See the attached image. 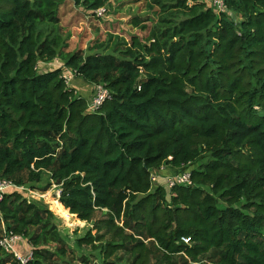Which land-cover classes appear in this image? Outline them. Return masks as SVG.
<instances>
[{"label": "trees", "instance_id": "obj_1", "mask_svg": "<svg viewBox=\"0 0 264 264\" xmlns=\"http://www.w3.org/2000/svg\"><path fill=\"white\" fill-rule=\"evenodd\" d=\"M112 1L0 0V180L48 178L93 226L72 239L14 189L0 239L27 240L28 264H264V0H139L157 17L145 36L66 52L60 8ZM56 59L111 100L91 113L63 70H40ZM165 168L192 185L153 184ZM0 264L21 263L0 247Z\"/></svg>", "mask_w": 264, "mask_h": 264}, {"label": "rangeland", "instance_id": "obj_2", "mask_svg": "<svg viewBox=\"0 0 264 264\" xmlns=\"http://www.w3.org/2000/svg\"><path fill=\"white\" fill-rule=\"evenodd\" d=\"M111 6L101 19L90 16L82 8L70 3L60 8L59 18L61 28L68 46L66 52L74 53L80 50L87 52L93 46H104L105 50L112 52L115 46L130 43L132 36H145L146 33L141 30V27L144 25L149 28L157 20L155 13L150 12L146 8L145 3L139 0H113ZM135 18H140L145 21L148 20V22L142 23L137 28L133 24ZM61 64L64 65L62 61L59 65ZM53 68L54 66L51 67V69ZM40 70L47 71L49 69L41 65ZM78 80L81 81L82 79ZM84 84V86H77L78 92L80 93L78 95L91 99L92 96L89 94L90 87L85 82ZM206 161L208 159H203L201 162ZM173 173L174 170L169 174L166 172L165 174L158 173L160 175V181L158 183H166V178ZM23 194L30 202L47 207L54 214L56 224L64 235L74 239V233L79 232L80 235H84L88 230L93 229L91 224L80 221L75 215L70 214L69 210L63 207L60 203V189L56 185L49 187L48 178L34 188H24ZM55 202L62 205L63 211L58 208Z\"/></svg>", "mask_w": 264, "mask_h": 264}, {"label": "built area", "instance_id": "obj_3", "mask_svg": "<svg viewBox=\"0 0 264 264\" xmlns=\"http://www.w3.org/2000/svg\"><path fill=\"white\" fill-rule=\"evenodd\" d=\"M207 3L213 7L217 12H225L227 7L224 3V0H207ZM108 10L106 8H101L94 13L95 18L101 19L104 17ZM73 75L74 72H73ZM67 80V84L70 85L72 76H64ZM140 90V89H139ZM112 94L104 85H95L93 86V95L88 101L89 111L91 113L97 112L107 101L111 100ZM165 169L158 172L161 174ZM158 173L152 175V183L156 184L159 180ZM166 183L169 189H174L179 186H191L192 185V174L190 170H187L182 173H177L170 175L166 178ZM24 190V187H17L10 182L0 180V203L3 201L5 194L10 190ZM23 238L15 235L12 232L4 230L2 238L0 239L1 249L8 255L14 256L21 264H28L32 260V253L27 256H23L18 251V244ZM182 241L185 244H189V239L182 238Z\"/></svg>", "mask_w": 264, "mask_h": 264}, {"label": "crops", "instance_id": "obj_4", "mask_svg": "<svg viewBox=\"0 0 264 264\" xmlns=\"http://www.w3.org/2000/svg\"><path fill=\"white\" fill-rule=\"evenodd\" d=\"M61 62V60L60 59H56L55 61H54V63H42V65L43 66H45L46 67V69H49V70H55V69H61V70H63V75L64 76H68V77H70V76H72V78L73 77H75V75L73 76V72L70 70V69H68V68H66L64 65H59V63ZM62 63H63V61H62ZM58 65V66H57ZM54 66V68L53 69H51V67H53ZM56 67V68H55ZM77 77H75V78H73L72 80H71V82H70V86L72 87V88H74L75 90H76V93L78 94L79 92H78V88H77V86L78 85H81V86H84L85 84H84V82H81L80 80H78V78L76 79ZM87 84V83H86ZM89 85V89H90V93L89 94H91V93H93V85H90V84H88ZM80 94V93H79ZM164 173L166 172L167 174H169L171 171L170 170H167L166 168H165V170L163 171ZM162 172V173H163ZM18 251L20 252V254H22L23 256H27L28 254H30L31 253V246H30V244L28 243V241L27 240H25V239H22L21 240V242L18 244Z\"/></svg>", "mask_w": 264, "mask_h": 264}]
</instances>
